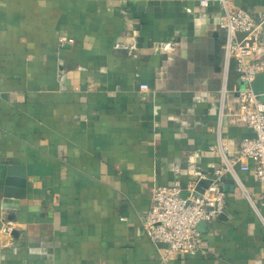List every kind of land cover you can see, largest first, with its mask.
Here are the masks:
<instances>
[{"label": "crops", "instance_id": "0c3cea01", "mask_svg": "<svg viewBox=\"0 0 264 264\" xmlns=\"http://www.w3.org/2000/svg\"><path fill=\"white\" fill-rule=\"evenodd\" d=\"M233 2L264 15V0ZM220 13L218 0H0V264H264L251 158L239 182L223 177L224 212L195 254L161 262L143 228L154 185L211 178L254 135L233 116ZM7 168L24 174L18 208L2 203Z\"/></svg>", "mask_w": 264, "mask_h": 264}, {"label": "built area", "instance_id": "2783aa9c", "mask_svg": "<svg viewBox=\"0 0 264 264\" xmlns=\"http://www.w3.org/2000/svg\"><path fill=\"white\" fill-rule=\"evenodd\" d=\"M209 2L199 0L203 7L208 6ZM218 2L221 6L218 27L224 33L225 78L230 68L237 74V81L231 89L238 100L233 116L247 123L254 135L243 138L239 153L233 160L225 161L215 169L211 183L202 192L196 189L197 181L186 188L163 184L151 188V203L143 228L154 244L163 245L159 247L161 262L181 253L195 254L198 251L202 241L199 223L210 222L224 212L225 194L219 186L226 173H232L239 182L234 166L240 160H254L253 177L264 185V101L251 85L256 74L264 72V15L257 18L235 5L233 0ZM60 40L62 45L70 41L66 37ZM231 90L224 82L220 94V115L224 113L226 95ZM3 230L11 232L12 226L6 224Z\"/></svg>", "mask_w": 264, "mask_h": 264}, {"label": "water", "instance_id": "95a60500", "mask_svg": "<svg viewBox=\"0 0 264 264\" xmlns=\"http://www.w3.org/2000/svg\"><path fill=\"white\" fill-rule=\"evenodd\" d=\"M262 39L264 40V28L262 29ZM252 88L253 91L256 94H259V97L261 100L264 101V72H259L256 74L255 79L252 82ZM7 176L3 180V187H2V194L4 195L2 197V203L3 206L8 207H19L20 199L24 198L26 196V182L24 178V174L22 175V179H13L10 177L11 169L7 168ZM211 183V178L202 177L197 183L196 189L200 192H202L205 188L209 186ZM20 187L18 190L14 188V186ZM233 186H231L232 188ZM220 190H227L228 186L221 184L219 186ZM203 222L199 223V226L202 225ZM12 234H16V231H12Z\"/></svg>", "mask_w": 264, "mask_h": 264}]
</instances>
